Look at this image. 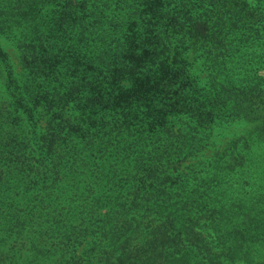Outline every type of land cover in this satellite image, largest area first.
Returning a JSON list of instances; mask_svg holds the SVG:
<instances>
[{
    "label": "trees",
    "instance_id": "1",
    "mask_svg": "<svg viewBox=\"0 0 264 264\" xmlns=\"http://www.w3.org/2000/svg\"><path fill=\"white\" fill-rule=\"evenodd\" d=\"M0 35V264H264V0H0Z\"/></svg>",
    "mask_w": 264,
    "mask_h": 264
},
{
    "label": "rangeland",
    "instance_id": "2",
    "mask_svg": "<svg viewBox=\"0 0 264 264\" xmlns=\"http://www.w3.org/2000/svg\"><path fill=\"white\" fill-rule=\"evenodd\" d=\"M250 2L252 0H249ZM0 46L4 49V51L7 53L9 61L16 73L20 72L19 68V58H18V52L16 50V47L11 43V41L7 40L4 36L0 35ZM192 63V70L197 79L200 81V83L204 82V72H202L200 63L198 60H194L190 58ZM259 74L264 75V70H259ZM246 125L244 123L240 122H234L231 124L219 126L214 130V133L212 135L211 142L209 146L206 148V151L204 153V156H210L219 146H221L226 140L229 138L235 136L242 135L246 130ZM242 264V263H239Z\"/></svg>",
    "mask_w": 264,
    "mask_h": 264
}]
</instances>
